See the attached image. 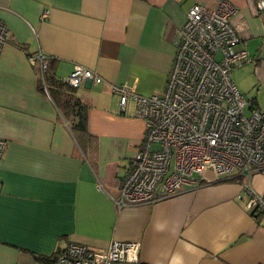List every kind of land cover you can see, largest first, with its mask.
Wrapping results in <instances>:
<instances>
[{
  "label": "crops",
  "instance_id": "crops-1",
  "mask_svg": "<svg viewBox=\"0 0 264 264\" xmlns=\"http://www.w3.org/2000/svg\"><path fill=\"white\" fill-rule=\"evenodd\" d=\"M218 1L0 0L10 33L0 50V264H45L39 257L52 259L69 242L104 250L111 240L139 242V264H264V215L245 208L247 185L264 197V173L205 171L195 188L152 204L113 201L145 124L120 110L112 87L160 93L188 9ZM227 1L238 11L237 48L248 56L231 79L264 110V10L257 0ZM36 53L59 79L75 65L101 78L76 88L89 137H76L37 88Z\"/></svg>",
  "mask_w": 264,
  "mask_h": 264
},
{
  "label": "built area",
  "instance_id": "built-area-1",
  "mask_svg": "<svg viewBox=\"0 0 264 264\" xmlns=\"http://www.w3.org/2000/svg\"><path fill=\"white\" fill-rule=\"evenodd\" d=\"M257 7L264 10V0H257ZM47 15L46 9L41 17ZM237 16L227 0H219L213 9L193 3L175 36L163 90L142 96L124 85L112 87L120 110L131 109L145 124L113 199L118 208L152 204L193 189L205 170L217 178L264 173V110L250 105L230 76L248 61L246 51L237 48ZM9 38L0 20V50ZM29 60L42 75L47 58L36 53ZM63 80L75 88L86 80L101 82L98 74L80 65ZM5 149L0 138V164ZM246 191L245 208L264 215V197L248 185ZM139 253L140 243L134 241L111 240L104 250L69 242L45 264H139Z\"/></svg>",
  "mask_w": 264,
  "mask_h": 264
},
{
  "label": "trees",
  "instance_id": "trees-1",
  "mask_svg": "<svg viewBox=\"0 0 264 264\" xmlns=\"http://www.w3.org/2000/svg\"><path fill=\"white\" fill-rule=\"evenodd\" d=\"M20 48L23 46L18 45ZM46 69L42 75L38 76L37 88L43 91L45 88L50 95L52 101L68 121L70 131L76 136H88L86 128V111L84 103L76 95V88L69 85L63 79L55 76L53 71V62L47 59ZM252 105V103H251ZM253 106V105H252ZM218 180V179H217ZM253 217H260L261 214H252ZM44 263L49 262L50 258L39 257Z\"/></svg>",
  "mask_w": 264,
  "mask_h": 264
},
{
  "label": "rangeland",
  "instance_id": "rangeland-1",
  "mask_svg": "<svg viewBox=\"0 0 264 264\" xmlns=\"http://www.w3.org/2000/svg\"><path fill=\"white\" fill-rule=\"evenodd\" d=\"M243 96L245 97L246 100L249 99V98H247L248 97L247 96V93L246 94H243ZM205 171L208 172L209 174H212L213 175L212 171H210V170H205Z\"/></svg>",
  "mask_w": 264,
  "mask_h": 264
}]
</instances>
